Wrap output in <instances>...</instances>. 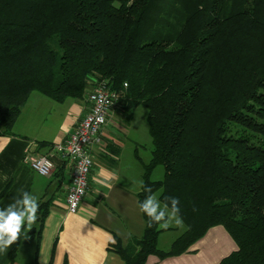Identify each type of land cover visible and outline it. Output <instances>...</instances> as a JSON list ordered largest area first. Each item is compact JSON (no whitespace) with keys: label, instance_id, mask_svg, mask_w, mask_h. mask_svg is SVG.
<instances>
[{"label":"trees","instance_id":"trees-1","mask_svg":"<svg viewBox=\"0 0 264 264\" xmlns=\"http://www.w3.org/2000/svg\"><path fill=\"white\" fill-rule=\"evenodd\" d=\"M92 77L118 91L127 119L146 108L152 192L140 188L138 205L175 197L183 219L162 250L167 228L141 212L142 235L112 246L123 264L181 254L215 225L238 246L218 264H264V0H0L2 134L31 92L80 100Z\"/></svg>","mask_w":264,"mask_h":264},{"label":"crops","instance_id":"crops-1","mask_svg":"<svg viewBox=\"0 0 264 264\" xmlns=\"http://www.w3.org/2000/svg\"><path fill=\"white\" fill-rule=\"evenodd\" d=\"M93 81L88 78L87 90ZM88 107L86 95L57 102L33 91L11 133L0 132V209L14 203L21 191L37 197L38 203L49 201L40 233L38 220L30 229L25 224L19 240L0 252V264H123L112 246L142 235L144 222L136 197L141 179L122 160L118 134L126 135L128 129L118 106L100 132V143L91 148L88 189L76 213L67 211L70 166L63 168L60 155L52 153L49 176L38 174L29 165L27 157L47 154L51 145L63 142ZM104 173L114 174L115 179L106 180ZM237 249L226 229L215 225L181 254L162 259L149 256L147 264H218Z\"/></svg>","mask_w":264,"mask_h":264},{"label":"built area","instance_id":"built-area-1","mask_svg":"<svg viewBox=\"0 0 264 264\" xmlns=\"http://www.w3.org/2000/svg\"><path fill=\"white\" fill-rule=\"evenodd\" d=\"M86 101L89 105L88 111L63 142L52 145L47 154L27 157L31 169L42 176L51 174L52 153H57L66 160L70 166L71 179L65 201L70 213L78 211L87 193L88 178L93 165L90 151L94 145L100 143V132L108 122L111 110L119 107V93L106 79H94L86 92Z\"/></svg>","mask_w":264,"mask_h":264},{"label":"clouds","instance_id":"clouds-1","mask_svg":"<svg viewBox=\"0 0 264 264\" xmlns=\"http://www.w3.org/2000/svg\"><path fill=\"white\" fill-rule=\"evenodd\" d=\"M106 180L115 179L114 174L104 173ZM7 180V176L4 177ZM141 189L151 193L152 189L138 182ZM105 186L110 187L109 184ZM168 201L161 206L155 195L149 194L139 203V210L148 218V227L158 224L162 228L175 226L183 227V219L180 217L179 200L175 197L166 198ZM170 205V207H169ZM39 203L37 197L27 191H21L19 198L6 208L0 209V252H5L11 245L16 243L21 235L25 224L30 229L37 220Z\"/></svg>","mask_w":264,"mask_h":264},{"label":"rangeland","instance_id":"rangeland-1","mask_svg":"<svg viewBox=\"0 0 264 264\" xmlns=\"http://www.w3.org/2000/svg\"><path fill=\"white\" fill-rule=\"evenodd\" d=\"M124 116V115H123ZM125 120V126L128 129V134H118V138L122 143L121 155L122 160L135 169V175L141 179L144 166L150 162L152 143L148 132L146 121V108L142 105L138 106L131 116ZM163 177V168L158 165L152 170L150 178L152 180H161ZM156 196V194H155ZM162 228V227H161ZM183 227L173 225L163 230L158 241V247L162 250L169 248L171 242L182 232Z\"/></svg>","mask_w":264,"mask_h":264}]
</instances>
